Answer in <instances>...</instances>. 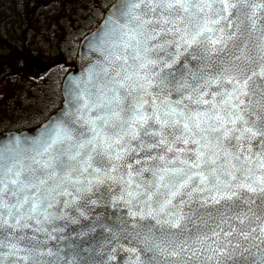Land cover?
I'll return each mask as SVG.
<instances>
[{
	"label": "snow or ice",
	"instance_id": "obj_1",
	"mask_svg": "<svg viewBox=\"0 0 264 264\" xmlns=\"http://www.w3.org/2000/svg\"><path fill=\"white\" fill-rule=\"evenodd\" d=\"M105 36L0 145V264H264V0H117Z\"/></svg>",
	"mask_w": 264,
	"mask_h": 264
},
{
	"label": "trees",
	"instance_id": "obj_2",
	"mask_svg": "<svg viewBox=\"0 0 264 264\" xmlns=\"http://www.w3.org/2000/svg\"><path fill=\"white\" fill-rule=\"evenodd\" d=\"M114 0H0V133L32 129L61 104L63 76L75 65L80 38ZM52 62L34 78L25 62Z\"/></svg>",
	"mask_w": 264,
	"mask_h": 264
},
{
	"label": "water",
	"instance_id": "obj_3",
	"mask_svg": "<svg viewBox=\"0 0 264 264\" xmlns=\"http://www.w3.org/2000/svg\"><path fill=\"white\" fill-rule=\"evenodd\" d=\"M116 4L117 0L111 2L104 11L98 24L80 38L76 63L61 80L60 93L62 101L60 106L49 114V116H47L39 125L32 129L7 130L0 133V145H10L11 141L15 138H31L38 135L43 126L47 125L50 121L56 120L61 113L69 108L65 86L73 81L86 79L89 68L96 64L105 54L103 49H106L111 43V41L105 36V22L112 14L114 5ZM51 67L52 62L38 56L30 57L24 65L26 73L34 78H39L45 75ZM112 264H119V262L116 260L113 261Z\"/></svg>",
	"mask_w": 264,
	"mask_h": 264
},
{
	"label": "rangeland",
	"instance_id": "obj_4",
	"mask_svg": "<svg viewBox=\"0 0 264 264\" xmlns=\"http://www.w3.org/2000/svg\"><path fill=\"white\" fill-rule=\"evenodd\" d=\"M8 92L7 86L0 84V94L5 95Z\"/></svg>",
	"mask_w": 264,
	"mask_h": 264
}]
</instances>
